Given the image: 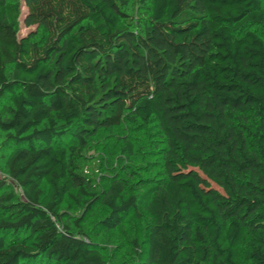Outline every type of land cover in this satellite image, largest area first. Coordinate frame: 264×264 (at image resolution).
Instances as JSON below:
<instances>
[{"label": "trees", "instance_id": "16d2710c", "mask_svg": "<svg viewBox=\"0 0 264 264\" xmlns=\"http://www.w3.org/2000/svg\"><path fill=\"white\" fill-rule=\"evenodd\" d=\"M23 1L26 36L0 0V264H107L96 207L107 232L150 215L143 264H264V0ZM138 124L159 176L98 182L92 142Z\"/></svg>", "mask_w": 264, "mask_h": 264}, {"label": "rangeland", "instance_id": "374dc122", "mask_svg": "<svg viewBox=\"0 0 264 264\" xmlns=\"http://www.w3.org/2000/svg\"><path fill=\"white\" fill-rule=\"evenodd\" d=\"M18 2L21 6L20 35L26 36L37 27H27L23 19L26 7L23 0H7ZM156 127L133 125L124 130L116 129L113 132L100 134L86 152L89 166L96 171L98 182L110 184L112 181L124 180L127 190L133 192L138 182L156 179L162 171L161 163L157 157L159 147L163 146ZM125 139L132 141L135 146V155L128 158L122 151ZM155 144V145H154ZM0 178H6L3 162L0 160ZM18 195L22 191L10 182ZM85 211L73 204L70 211L73 219L81 218ZM108 213L102 207H96L85 218L84 229L99 251L102 252L107 264H143L146 259L147 232L151 224V217L146 212L141 216L131 215L124 219L123 225L112 232H107L100 226V221Z\"/></svg>", "mask_w": 264, "mask_h": 264}]
</instances>
